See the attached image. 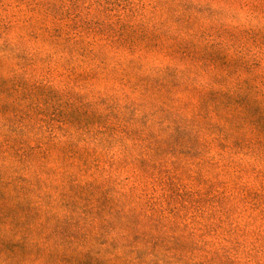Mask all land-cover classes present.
Here are the masks:
<instances>
[{"label": "rangeland", "instance_id": "rangeland-1", "mask_svg": "<svg viewBox=\"0 0 264 264\" xmlns=\"http://www.w3.org/2000/svg\"><path fill=\"white\" fill-rule=\"evenodd\" d=\"M0 264H264V0H0Z\"/></svg>", "mask_w": 264, "mask_h": 264}]
</instances>
